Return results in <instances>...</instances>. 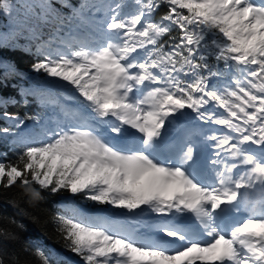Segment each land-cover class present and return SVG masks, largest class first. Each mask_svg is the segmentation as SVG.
Instances as JSON below:
<instances>
[{
    "label": "snow or ice",
    "instance_id": "obj_1",
    "mask_svg": "<svg viewBox=\"0 0 264 264\" xmlns=\"http://www.w3.org/2000/svg\"><path fill=\"white\" fill-rule=\"evenodd\" d=\"M165 4L160 20L150 19ZM32 7L23 31L31 30L30 51L42 57L32 70L68 82L83 99L76 111L64 112L71 122L47 130L46 140L0 128L23 145L17 163L0 162V185L19 180L39 197L35 183L137 213L135 226L79 209L58 216L67 247L85 264H264V197L250 199L248 191L264 188V0H132L131 6L64 0L68 14L54 0ZM12 10V0H0V13ZM66 23L76 32L61 40ZM41 25H52L47 41ZM173 26L179 42L165 50L159 41ZM85 30L96 39L77 35ZM236 69L222 88L210 84ZM51 88L46 83L20 94L46 105L72 99L53 101ZM210 102L226 118L207 111ZM185 110L224 131L207 135L184 125L182 137H167ZM3 116L16 129L41 119ZM36 255L51 264L43 251Z\"/></svg>",
    "mask_w": 264,
    "mask_h": 264
},
{
    "label": "trees",
    "instance_id": "obj_2",
    "mask_svg": "<svg viewBox=\"0 0 264 264\" xmlns=\"http://www.w3.org/2000/svg\"><path fill=\"white\" fill-rule=\"evenodd\" d=\"M38 3L39 0H12L13 10L9 18L11 26H5L7 19L4 17L0 24V29L5 27L13 31L6 30L7 38L0 40V99L9 98L6 101V107L0 106V128H13V133H19L23 136L25 126L28 124H39L47 122L51 104H43L38 97H28L27 102L21 97L24 87L35 88L38 85L50 84L47 75L43 72H34L32 64L42 57L35 51H30L32 45L28 41L34 42V37L23 31L27 27L30 17L35 15V10L31 3ZM64 0H54L57 9L64 14L65 9L61 8ZM71 4H79L81 0H68ZM131 6L132 0H127ZM168 11V6L161 5L150 17V19L159 21L160 17ZM187 14V10H182ZM53 31L52 25H41L40 36L45 40ZM0 32V38L2 36ZM180 32L173 26L169 34L160 38V43L168 45L173 42H179ZM140 51V50H138ZM60 88L50 90L51 99L58 97L71 96V100H76L79 93L71 85H57ZM14 98V102L13 99ZM18 115L25 118L29 115H38L40 121L25 120V124L20 128H14L12 120H6L3 113ZM13 133L4 135L0 133V162L6 164H15L19 159L23 145L19 143ZM7 153L15 156L10 161ZM33 188L39 191V197H33L30 192H26L18 180L11 187L0 185V264H42L41 259L36 255L37 250L43 251L49 255L51 264H77L84 262L76 253L72 252L68 241L64 239V233L61 231L62 225L58 221V216L66 218L74 215V210L79 209L80 205L86 208L109 209L111 205L98 204L90 200H83L84 196L62 191L56 194L50 190L40 189L38 184L33 183ZM62 202L72 204V211H65L61 207ZM117 210V209H116ZM51 249L64 252L67 259L61 260L52 254Z\"/></svg>",
    "mask_w": 264,
    "mask_h": 264
},
{
    "label": "rangeland",
    "instance_id": "obj_3",
    "mask_svg": "<svg viewBox=\"0 0 264 264\" xmlns=\"http://www.w3.org/2000/svg\"><path fill=\"white\" fill-rule=\"evenodd\" d=\"M31 4L33 5L34 3L32 2ZM65 13H66V12H65ZM66 14H67V13H66ZM11 15H12V13H11L10 15H5V14H3V13H0V24L3 22V19H4V17H5V18L7 19V22H6L5 26H11V24H10V22H9V18H10ZM70 26H71V32L68 31L67 33H65V32L63 31V33L61 34V37H60L61 40H69V39H71V38H72V33H73V32H76V25H75V24H70ZM70 26H65V27H64V30H69V27H70ZM15 29H16V28H15L14 26H13V28H10V29H8V28H6V27H5L4 29H0L1 34H3L2 36H6V37H2V38H0V40H1V39H4V38H7V36H8L7 33H5L4 31H6V30L13 31V30H15ZM52 33H53V32H52ZM52 33H51L50 35H52ZM77 35H80L82 39H91V40L96 39V37L91 36L86 30H85L82 34H81V33H77ZM212 38H213V35H212V34H209V35H208V39L211 40ZM47 40H48V39H47ZM47 40H46V41H47ZM56 47H57V44H56V43L52 44V48H53V50H55ZM64 50L67 51V49H64ZM223 67H224V66H223ZM234 67H235V66H234ZM220 69L223 70L222 67H220ZM238 71H239V70L236 69V72H226V73H224V75H222V76L214 77V78H212V80L210 81V84L215 85L217 89H220V88H222V86L227 85V84L231 81L232 76L235 75V74H237ZM44 74H45V73H44ZM45 75H46V74H45ZM47 77H48V76H47ZM49 78H50V77H49ZM50 79H51L53 82L55 81V82H58V83H68V82H65V81H61V80H59L58 78H50ZM55 100H57V99H55ZM205 108H206V110L209 111V112H215V113H217V115H218L219 117H221V118H226V116H227V114H226V110L223 109L222 107H219V106H218V102H210L208 105L205 106ZM62 114H63V113H62ZM182 118L184 119V118H185V115H184ZM180 120H181V119L176 120V121L173 122V124H171V125L168 126V130H167V132L165 133V135H166L167 137H170L171 139H174V138H173V135L176 134V133L181 134V132H182V134L180 135V137H182V136L185 134L186 130H187L186 127H185L184 129H182V126H183V125H187V126L198 125V126H200L198 122H193V123H189V124H182ZM70 122H71V121H70L65 115H63V116L61 117V119L58 121L57 125H61V126H63L65 123H70ZM181 124H182V125H181ZM57 125H56V126H57ZM209 127H216V128L218 129V130H217V133H222V132L224 131L223 126H220V125L209 124ZM209 127H207V128L204 129V130H209V129H210ZM202 129H203V128H202ZM211 130L214 131L213 128H212ZM212 131H210V133H212ZM205 134L208 135V133H205ZM209 147H211L210 144L208 145V148H209ZM252 147H255V146H252ZM66 205H67V204H64L63 207H64V208H68ZM131 215H132V214H131ZM136 217H137V214H133L132 216H130V218H124V219H121L120 216H117V217H113L111 220H112L114 223H116V224H125V221H127L128 224H125V226H129V225H131V226H135V225H136ZM121 220H122V221H121ZM57 258L63 260V259H64V256H63V254L58 253V254H57Z\"/></svg>",
    "mask_w": 264,
    "mask_h": 264
},
{
    "label": "bare ground",
    "instance_id": "obj_4",
    "mask_svg": "<svg viewBox=\"0 0 264 264\" xmlns=\"http://www.w3.org/2000/svg\"><path fill=\"white\" fill-rule=\"evenodd\" d=\"M248 191H249V195H253V196H259L260 195V196H262L261 192H263L264 189L257 188L255 190H248Z\"/></svg>",
    "mask_w": 264,
    "mask_h": 264
}]
</instances>
